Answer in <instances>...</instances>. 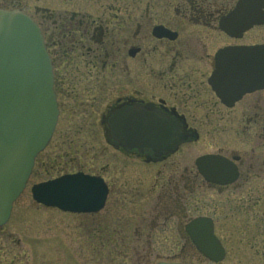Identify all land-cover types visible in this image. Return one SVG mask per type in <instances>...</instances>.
Instances as JSON below:
<instances>
[{"label": "flooded vegetation", "instance_id": "1", "mask_svg": "<svg viewBox=\"0 0 264 264\" xmlns=\"http://www.w3.org/2000/svg\"><path fill=\"white\" fill-rule=\"evenodd\" d=\"M56 1L31 0L25 10L51 63L49 142L58 130L72 143L105 144L88 167L57 175L88 176L93 201L103 202L84 212L34 202L74 215L77 226L89 216L82 234L92 239L143 240L145 256L158 239L187 241L173 256L192 250L186 225L197 217L210 218L221 242L233 233L223 236L219 223L263 227L264 86L238 54L264 44L256 32L264 23L230 25L240 0ZM44 235L40 261L37 248H10L1 240L16 239L1 234L0 264L57 259L46 242H61L60 233Z\"/></svg>", "mask_w": 264, "mask_h": 264}, {"label": "water", "instance_id": "2", "mask_svg": "<svg viewBox=\"0 0 264 264\" xmlns=\"http://www.w3.org/2000/svg\"><path fill=\"white\" fill-rule=\"evenodd\" d=\"M250 3L240 0L232 13L230 25L235 20L240 32L264 23V0ZM239 49L238 55L248 59L253 78L259 81L257 86H264V44ZM56 117L51 63L38 25L20 10L0 8V226L23 190L36 154L48 143ZM92 184L88 176L65 174L35 183L31 193L35 201L47 206L93 211L102 205L103 195L95 203ZM186 231L205 258L214 263L224 258L225 249L210 218H194Z\"/></svg>", "mask_w": 264, "mask_h": 264}, {"label": "rangeland", "instance_id": "3", "mask_svg": "<svg viewBox=\"0 0 264 264\" xmlns=\"http://www.w3.org/2000/svg\"><path fill=\"white\" fill-rule=\"evenodd\" d=\"M30 1L0 0V7L11 8L16 2L15 5L20 4L23 12L30 14V11H25ZM36 1L50 7L58 6L56 0ZM256 32L257 41H264V26L257 27ZM104 150L103 143L69 142L57 130L47 147L38 154L25 189L13 203L8 222L0 228V235L5 237V233H12L16 242L1 240V243L4 242L10 248L25 250L26 254L31 247H35L38 249L36 254L41 261L40 249L44 247V234L59 232L61 242L55 240L46 242L49 250L58 249L52 256L57 259H49L45 264H156L164 259L186 261L191 264H213L194 246L192 250L186 249L182 254L173 256L171 253L177 252L179 247H188L186 240H152L150 255L145 256L143 240L113 239L110 243L104 238L92 239L82 234L90 227L89 216L81 217V223L77 229L74 215L57 211L48 213L42 205L34 202L30 193L33 183L55 177L63 172L73 171L79 167V164L88 167L94 157ZM260 226L257 228L256 225L244 223L236 224L235 228V223L217 224L223 236L226 235L225 232H231L233 237L222 240L226 254L220 262L215 264H264V225ZM241 227L244 229L241 230ZM246 235H254V237L250 238ZM185 244L187 246H184Z\"/></svg>", "mask_w": 264, "mask_h": 264}, {"label": "trees", "instance_id": "4", "mask_svg": "<svg viewBox=\"0 0 264 264\" xmlns=\"http://www.w3.org/2000/svg\"><path fill=\"white\" fill-rule=\"evenodd\" d=\"M263 254H264V252H263Z\"/></svg>", "mask_w": 264, "mask_h": 264}]
</instances>
